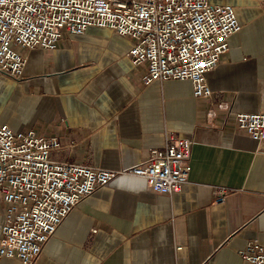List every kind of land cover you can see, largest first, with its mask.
<instances>
[{"label":"crops","instance_id":"crops-1","mask_svg":"<svg viewBox=\"0 0 264 264\" xmlns=\"http://www.w3.org/2000/svg\"><path fill=\"white\" fill-rule=\"evenodd\" d=\"M208 1L232 6L241 25L206 74L208 97L193 96L189 80L144 85L126 58L131 40L97 26L63 33L51 50L20 49L21 78L0 75V124L57 136L52 159L119 169L145 161L169 134L192 141L178 192L131 178L95 190L35 264H248L238 251L264 245V142L234 125L237 113H264V0ZM221 188L225 200L215 202Z\"/></svg>","mask_w":264,"mask_h":264},{"label":"built area","instance_id":"built-area-1","mask_svg":"<svg viewBox=\"0 0 264 264\" xmlns=\"http://www.w3.org/2000/svg\"><path fill=\"white\" fill-rule=\"evenodd\" d=\"M90 26L131 40L126 58L141 83L189 80L198 98L211 94L206 74L241 27L232 6L208 0H0V75L21 78L20 49L51 50L63 33L83 34ZM234 125L264 142V113H237ZM59 146L57 136L0 124V259L35 264L71 209L118 179H136L147 191L172 194L191 170L192 141L172 134L142 163L119 169L52 159ZM215 192V202H223L226 191ZM238 254L248 264H264L259 242H247Z\"/></svg>","mask_w":264,"mask_h":264}]
</instances>
